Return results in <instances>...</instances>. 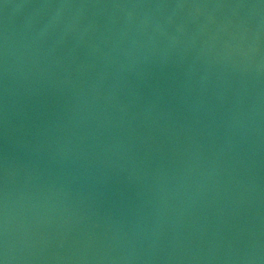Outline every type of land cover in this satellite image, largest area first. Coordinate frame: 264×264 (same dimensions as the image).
Instances as JSON below:
<instances>
[{"label": "water", "instance_id": "1", "mask_svg": "<svg viewBox=\"0 0 264 264\" xmlns=\"http://www.w3.org/2000/svg\"><path fill=\"white\" fill-rule=\"evenodd\" d=\"M0 264H264V0H0Z\"/></svg>", "mask_w": 264, "mask_h": 264}]
</instances>
